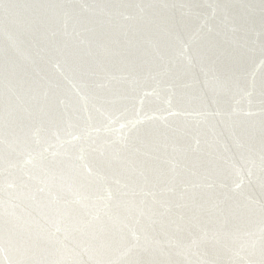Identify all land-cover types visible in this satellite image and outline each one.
<instances>
[{
    "label": "water",
    "instance_id": "obj_1",
    "mask_svg": "<svg viewBox=\"0 0 264 264\" xmlns=\"http://www.w3.org/2000/svg\"><path fill=\"white\" fill-rule=\"evenodd\" d=\"M22 258L264 264V0H0V264Z\"/></svg>",
    "mask_w": 264,
    "mask_h": 264
},
{
    "label": "snow or ice",
    "instance_id": "obj_2",
    "mask_svg": "<svg viewBox=\"0 0 264 264\" xmlns=\"http://www.w3.org/2000/svg\"><path fill=\"white\" fill-rule=\"evenodd\" d=\"M124 127L121 125V128ZM237 176L240 175L239 170H237ZM9 187H12V185H9ZM34 198V197H33ZM13 201V195L10 193L9 194V200L7 201L8 205V210L7 214L10 216H15V208L16 205L12 202ZM43 222H46V217L40 215L39 213L37 214L36 217H33V223L37 228H39L41 231L44 230L43 228ZM60 232V228L57 227L56 231L54 233L50 234V238L54 243L57 244H63V240L57 235V233ZM16 264H71V262H62V261H49V260H36V259H27V258H22Z\"/></svg>",
    "mask_w": 264,
    "mask_h": 264
}]
</instances>
